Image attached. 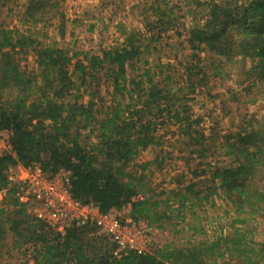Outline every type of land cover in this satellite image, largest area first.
<instances>
[{
  "label": "trees",
  "instance_id": "obj_1",
  "mask_svg": "<svg viewBox=\"0 0 264 264\" xmlns=\"http://www.w3.org/2000/svg\"><path fill=\"white\" fill-rule=\"evenodd\" d=\"M182 1L183 7L152 0L143 29L117 23L120 41L97 52L44 42L46 34L34 33V27L56 17L63 39V13L53 0H25L26 29L0 22V129L10 132L12 148L0 156V188L8 185V168L17 164L36 162L50 173L65 168L78 200L93 201L102 211L130 202L133 217L158 228L169 224L175 237L151 253L117 258L104 238L76 227L58 235L11 196L0 205V264H19L1 258L7 234L10 249L30 254L31 264H203L206 258L233 254L246 264L264 259V242L254 241L248 224L264 214V116L248 129L224 135L219 145L228 162L212 163L207 151L218 136L204 134L202 117L189 103L195 80L205 76L199 66L203 50L226 60L249 59L246 79L264 82V0ZM180 8L189 17L184 34L191 53L190 60L178 62L182 71L174 77L176 63L149 55L161 33L176 28ZM29 53L31 68L21 62ZM101 84L110 88L112 103L99 94ZM148 147L158 150L155 168L176 158L185 160L186 169L168 186L154 184L143 173L145 164L132 169L135 157ZM221 197L233 211L228 234L220 227L209 237L201 225H182L187 214L199 220L196 208L212 206ZM185 231L184 241L177 243Z\"/></svg>",
  "mask_w": 264,
  "mask_h": 264
},
{
  "label": "rangeland",
  "instance_id": "obj_2",
  "mask_svg": "<svg viewBox=\"0 0 264 264\" xmlns=\"http://www.w3.org/2000/svg\"><path fill=\"white\" fill-rule=\"evenodd\" d=\"M5 1V4L3 3ZM57 3L58 10L64 17V37L61 39L57 33V18L53 17L45 25L39 24L33 28L34 33L43 32L44 42L57 41L63 46L67 45L74 49L88 52H97L100 48L108 47L120 41V33L117 23H122L128 28L143 29L145 15L150 13L152 0H53ZM25 0H0V22L26 29L29 24L22 22V13L25 9ZM184 6L182 0H172ZM183 8L178 10L181 15L174 24L176 28L161 33L157 46L151 50L149 59H156L161 63H176L178 72L173 73L177 77L182 71L178 62L184 63L190 60L191 50L185 40L184 29L188 26L189 17L183 15ZM55 11L54 9L52 10ZM181 33V34H179ZM40 37V35H39ZM199 66L204 77L197 83L195 93L191 94L189 101L194 115L202 117L200 127L206 136L213 135L216 139L211 143L207 151L208 161L219 160L220 164L227 163L228 159L224 154V145H219L224 135H233L241 129H248L253 121H262L264 116V82L252 83V79H246L245 70L249 67V59L240 60L233 56L229 60L220 57L212 52L203 50L199 53ZM23 65L31 68L34 66L33 56L29 53L27 59L21 61ZM198 79V78H195ZM103 80V79H102ZM102 80L100 81L102 83ZM110 88L106 84L100 85L99 94L107 104L112 103ZM85 99H87L85 97ZM211 142V141H209ZM188 151V149H186ZM158 150L155 147H148L140 152L132 163V169L145 164L147 168L144 175L153 183L168 186L169 179L176 173L186 169L185 160L172 158L166 160L161 169L155 168L152 164ZM212 153V154H211ZM195 161L191 164L195 165ZM190 174L185 176L188 180ZM201 185L204 183H200ZM199 220L187 214L186 226H203L209 237L213 231L228 234L230 227L228 223L233 216L230 205L221 197L215 198L214 205L206 204L204 207L196 208ZM249 227L254 228V241L264 242V214H257L249 221ZM179 227V226H177ZM218 227V228H217ZM187 232L180 234L177 243L184 241ZM157 245L161 246L167 241L175 238L173 227L165 224L159 228L156 234ZM5 247L2 250V260L11 263L31 264L30 254L23 253L18 249H10L12 238L7 234L4 238ZM26 246H23L25 248ZM257 248V245H255ZM259 259L253 256L252 260ZM203 264H246L245 258L236 254L224 258H206ZM256 264H264V259H259Z\"/></svg>",
  "mask_w": 264,
  "mask_h": 264
},
{
  "label": "built area",
  "instance_id": "obj_3",
  "mask_svg": "<svg viewBox=\"0 0 264 264\" xmlns=\"http://www.w3.org/2000/svg\"><path fill=\"white\" fill-rule=\"evenodd\" d=\"M6 153H12L10 132L0 129V156ZM7 181L8 185L0 188V205H7L14 197L31 218L58 235L72 227L86 228L90 235L111 243L117 258L129 252L151 253L158 247L155 236L159 228L144 218L133 217L130 202L102 211L93 201L78 200L71 191L70 173L65 168L50 173L36 162L17 164L8 168Z\"/></svg>",
  "mask_w": 264,
  "mask_h": 264
}]
</instances>
